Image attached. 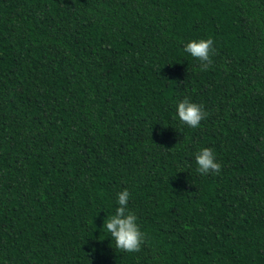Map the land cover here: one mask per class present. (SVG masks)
Segmentation results:
<instances>
[{
  "label": "trees",
  "instance_id": "1",
  "mask_svg": "<svg viewBox=\"0 0 264 264\" xmlns=\"http://www.w3.org/2000/svg\"><path fill=\"white\" fill-rule=\"evenodd\" d=\"M125 187L133 253L102 228ZM0 264H264V0H0Z\"/></svg>",
  "mask_w": 264,
  "mask_h": 264
},
{
  "label": "clouds",
  "instance_id": "2",
  "mask_svg": "<svg viewBox=\"0 0 264 264\" xmlns=\"http://www.w3.org/2000/svg\"><path fill=\"white\" fill-rule=\"evenodd\" d=\"M212 37L191 39L184 43L183 52L200 62L206 68L212 61L214 54ZM207 113L202 104L192 101L188 97L179 99L175 103L173 119L190 128H196L206 117ZM195 171L199 174L217 173L221 169L220 162L216 159L215 152L209 147H201L194 153ZM131 193L128 188H123L115 194V208L112 214L104 218L102 228L110 237V243L115 249L128 253L140 249L145 240V233L137 222V216L128 207Z\"/></svg>",
  "mask_w": 264,
  "mask_h": 264
}]
</instances>
